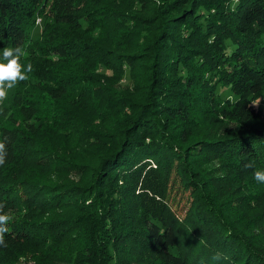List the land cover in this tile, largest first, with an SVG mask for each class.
<instances>
[{"label": "trees", "instance_id": "1", "mask_svg": "<svg viewBox=\"0 0 264 264\" xmlns=\"http://www.w3.org/2000/svg\"><path fill=\"white\" fill-rule=\"evenodd\" d=\"M134 1L150 2L0 0V59L5 47H21L20 64L28 76L0 104V142L7 153L0 165V215L60 208L68 197L74 203L63 219L10 217L0 254L20 240L24 246H54L56 252L55 245L64 244L66 258L53 251L45 255L59 262L74 255L84 264H215L213 257L220 254L223 264H264V251L250 244L245 231L221 214L217 218V195L209 192L206 201L201 198V211L215 218L218 231L204 227L201 216L192 233L212 255H194L185 247L169 214L159 157L163 150L189 165L191 157L209 154L231 160L238 171H264V112L254 105L264 94V0H168L151 18L157 36L142 47L135 26L151 19L127 12ZM37 18L42 28L32 38L27 30ZM137 48L151 59L149 73L142 82L131 73L137 85L117 93L113 83L124 64L137 67ZM165 73L173 78L161 81ZM218 88H228L234 99L221 96ZM143 98L152 104L138 101ZM212 111L221 117L248 115L255 124L241 135L198 138L177 149L174 142L192 136L197 117ZM92 147L96 168L88 196L77 197L87 186L73 185L66 176L51 187L34 173L55 162L81 173L83 164L76 160ZM113 173L120 180L115 186ZM183 184L201 194L209 183L191 170ZM70 185L75 188L68 195ZM137 253H149L148 259L134 258ZM8 262L0 255V264Z\"/></svg>", "mask_w": 264, "mask_h": 264}, {"label": "rangeland", "instance_id": "2", "mask_svg": "<svg viewBox=\"0 0 264 264\" xmlns=\"http://www.w3.org/2000/svg\"><path fill=\"white\" fill-rule=\"evenodd\" d=\"M166 1L168 0H150V2L145 3L143 6L134 1L131 3L132 6L127 12L130 15L151 19L155 17V13H157V11L161 10L166 5ZM38 20L40 21L39 24L37 23ZM41 25L42 20L38 18L35 19L34 23H31L28 28L29 30L27 31L31 34L32 38H38L42 28ZM135 28L137 33L139 31V37H141L138 39V47H142L140 46V43L146 42L147 44L148 40L150 41V39H153L154 35L157 36L158 34V30L155 31L156 26L153 19L148 21V23H143V25L135 26ZM133 52L138 53L137 57L140 58V60L136 62L137 67L133 69L131 66L124 64L122 73L119 75L117 81L113 83L114 90L117 93H119V90L120 93H122L123 89H126V91L132 90L138 83L137 82L135 84L136 80L139 82L144 81L142 78H145V74L149 73L148 69L149 66H151V59H144L142 51L139 48ZM184 71H186L185 68L183 69L180 67L178 70L179 75H184L186 73H184ZM100 73H104L106 75L110 74L111 71L107 69H100ZM131 73L136 75V80H132ZM161 75H163L161 81H164L166 77H170L171 79L173 78L171 73ZM157 77L160 78V74ZM141 85L145 86V84ZM13 90L14 88L8 90L5 101H9L11 99ZM143 90L146 91L145 88ZM217 92L223 97L230 96L228 88H218ZM136 93L143 94L142 91H136ZM230 97L234 99V96ZM145 100L146 99L143 98L138 101L146 103L148 99L146 101ZM155 100H159V98H156ZM156 102L153 104L156 105ZM147 103H149L148 105L152 104L150 102ZM254 105L255 107L262 109L264 112V94H262L260 99H258ZM205 106L208 105L205 104ZM197 118L196 122L194 121L195 123L192 136H190L185 142L181 140L174 142V145L180 151L188 148V145L193 143L198 138H221L236 134L241 135V133L247 132L248 125L252 123L255 124V118L248 115L240 119L233 117H221L218 115L217 111L207 112V114L205 112ZM170 130L174 133L175 128L170 127L168 131ZM87 153H90V155ZM87 153L82 156V158L76 160L78 163L82 162L83 164V166H81V173H79L78 170H76L77 172L71 171L72 168L63 167L62 164H58L56 162L53 167H49L43 172L41 169H37L34 170V173H39L41 177H44L43 181H47L51 187H56L61 179L64 178L62 176H66V179H71L70 182H74L72 183L73 185H90V182L93 180V170L96 168L95 161L93 159L91 160L92 153H95L93 147L88 149ZM159 157L161 158V163L165 166L162 167V177H164L166 187L165 194L169 207V214H171L172 218L177 221L176 223L179 227L180 236L182 240H184L183 243L186 244L185 247L188 248V250L193 249L194 255L201 254L202 257L206 258L211 257L212 255L211 249L207 247V244L202 241L200 242V238L195 237L192 233L197 230V226H194L196 222H199L196 217L200 218L201 216L204 217L203 220L201 219L202 224H205L204 227H215V230L218 231L219 225L215 218L210 217L201 211L203 210L201 198L206 201L205 198L206 195H208L207 192H209L212 197L217 195L216 203H214L216 207H220V212L216 214L217 218L219 217L218 215L221 214L224 219H227L228 221L230 220L232 224L236 226L237 230L245 231V234L250 240V244L264 251V183L257 182L254 179V172L260 169L238 171L235 170L234 164L231 160L225 161L217 157L211 158L209 154H200L191 157L189 159V165L184 160L181 161L180 158L174 159L171 154L165 153L163 150L160 151ZM64 170L68 173L64 174ZM191 170L193 176H198L200 179L209 183L208 190H206L205 193L203 191L201 194L197 193L194 185L190 187L188 185L184 186L183 181L185 180L186 175L187 177L190 176ZM113 175L114 176L111 177H113L114 180L112 179L113 183L111 182V186H115L120 181L118 180V174L113 173ZM80 179H82V181H80ZM87 187L81 188L80 194H76L77 197L88 196V190H90L91 187ZM72 188H75V186L70 185V188H66L68 195H70L69 191ZM130 189L131 185L128 186V190ZM70 199L71 197H68L67 200L64 202L62 201L59 205H57L60 208H53L44 212H40L38 209L35 210L33 208V210L27 215L23 214L25 212H19L17 214L16 211H10L7 215L9 217H17L19 219H28V217H30L31 221L44 222L56 218L63 219L67 217L70 212H73L71 211V205L74 203L73 200L71 201ZM130 199L131 198H125V200ZM64 203L67 205L66 207H64ZM78 213L80 212L75 211L73 214L78 215ZM200 245H203V247L201 248ZM55 247L58 248L57 252L53 251L54 246L52 247V250H47V248H42L40 245H36L35 243H32L30 246H24L19 240L17 243H11L7 250L0 255L3 259L9 261L8 264H84V260L75 258L74 255H71L70 260L65 262L47 260L45 255L47 256L52 251L54 252L53 254H56L57 256L64 254L62 259L67 257V254H65L66 251L64 244L60 246L55 245ZM137 255L138 256H134V258H140L139 255L141 254L137 253ZM148 255L149 253H146L141 256L148 259ZM213 260L215 261V264H223L218 259ZM190 261L192 262V260ZM131 264H141V262L134 261Z\"/></svg>", "mask_w": 264, "mask_h": 264}, {"label": "clouds", "instance_id": "3", "mask_svg": "<svg viewBox=\"0 0 264 264\" xmlns=\"http://www.w3.org/2000/svg\"><path fill=\"white\" fill-rule=\"evenodd\" d=\"M37 23L39 24L40 21L38 20ZM2 51L3 56L0 59V102H3L7 98L9 89L14 88L19 81L28 79L23 66L20 64L21 57L25 55L24 50L21 47H5ZM31 71L32 66L29 63L27 65V72ZM6 155L4 143L0 142V165L5 163ZM246 167H252V164H248ZM254 179L257 182H264V171L256 170L254 172ZM9 221L10 217L8 215H0V246L5 245L4 235L8 231L7 224ZM219 258L220 254H216L213 257V259Z\"/></svg>", "mask_w": 264, "mask_h": 264}]
</instances>
